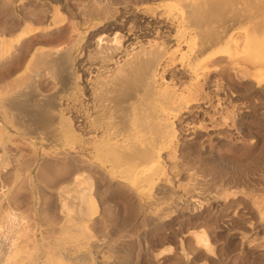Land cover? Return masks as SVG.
<instances>
[{
	"label": "bare ground",
	"instance_id": "bare-ground-1",
	"mask_svg": "<svg viewBox=\"0 0 264 264\" xmlns=\"http://www.w3.org/2000/svg\"><path fill=\"white\" fill-rule=\"evenodd\" d=\"M84 6L89 21L71 41L26 50L21 71L0 75V264L124 262L132 253L112 246L135 251L136 222L163 221L167 198L188 210L217 203L260 234L233 236L264 264V0ZM221 94L243 99L230 115L256 130V175L218 178L191 146L232 120ZM230 158L242 171L246 159ZM205 232L196 243L211 253Z\"/></svg>",
	"mask_w": 264,
	"mask_h": 264
},
{
	"label": "rangeland",
	"instance_id": "rangeland-1",
	"mask_svg": "<svg viewBox=\"0 0 264 264\" xmlns=\"http://www.w3.org/2000/svg\"><path fill=\"white\" fill-rule=\"evenodd\" d=\"M60 1L66 4L64 6L54 5L53 7V5L48 4L50 2L47 1H45L44 4H41L39 0H0V27H1L0 50L3 51L2 55H0V73H1L0 75H4V73H6L5 71H7L8 68H10V66L11 68L14 67V65L18 66V68L15 69H19V71H21L20 68L23 67L24 65L23 62H26L28 55L32 51H34V49L43 48L45 50V48L49 49L51 47L57 48L58 46L59 47L64 46V44H67L69 41H71V37L73 35L72 33L75 34L77 29L79 30L84 28L85 25L83 26L82 24V22L84 21L83 19H87L88 17L85 16L87 18L85 17L83 18L82 15L80 16L81 14V13L79 14L80 9L81 10L83 9L84 4L86 5V7L84 6V9L88 8L89 6L87 5H89V2L91 4L94 2V0H60ZM77 6L79 10L76 9ZM46 13H48L49 16L45 17L44 14ZM78 14L79 17L77 16ZM76 18H80V19H76ZM81 18H83L82 22H81ZM88 21L84 23L87 24ZM80 24H82L81 27ZM26 50L29 52L27 57L25 53L27 52ZM23 53L25 56L23 55ZM17 63L20 65H18ZM46 88L48 87L46 86ZM221 96L223 98L222 100L226 102L225 105L227 104L226 105L227 110L229 109L228 111L230 112V113L227 112V115L231 114V110H233L232 107L235 105V103L239 104L238 100H240V102L243 101V99L241 98L239 99L238 97L239 95L236 98H231V97L227 98L224 97L222 94ZM231 116L232 115H230L229 117L230 119ZM234 118L236 120H234ZM230 119H228V121ZM232 120L228 122L226 128L223 127V129H220V131L219 129H217L219 127L216 124H215L217 126V127L215 126L216 128L210 127L203 138L205 141L203 139H202L203 141H201L203 145L202 143L199 144L198 142H194V144H192L191 146H193V149L196 150L197 157H199L200 155V159L202 158L203 160L204 158L203 161L201 160L203 165L204 162L207 165L208 164L211 165L209 166L210 168H213V172L215 173V175L217 174L220 177L221 176L229 177V175L231 176V174H234V177H239L240 175L238 176L237 175L238 173L243 175L245 173H248V175H253L254 174L253 171L256 173V170H254L253 168L256 165L254 164V162L256 163V160L258 159L257 155L259 156V153H257L258 148L256 149L257 155L253 151L256 148V146L254 145L255 136L257 135L255 132L256 130H254L255 128H253L251 123L249 124L248 122L249 120L246 119L244 120V118H239L238 120L236 117H233ZM196 143H198L199 146L202 145L201 146L202 150L199 148V146L198 148L196 147L197 145ZM252 151L254 153H252ZM202 153L203 156L201 155ZM251 153L253 154L252 158H251ZM246 156H249L248 158L250 159L248 158L246 159L245 158ZM230 157L233 159L234 157L235 158L241 157L246 159L245 164H243L244 166H242L244 168V169L242 168V171L243 170L245 171V172L243 171L244 173H242L241 167L237 168L234 167L231 163L230 164L228 163ZM252 159L254 160V162ZM247 169L252 172H247ZM181 178L184 179L185 174H183ZM24 197L27 198L25 195L22 196L20 195L18 201L19 199L21 200L20 202H18L19 204H17V207L18 205L21 206V208L24 206L23 204L25 203L23 202H26L27 200ZM113 200L115 202L113 203L114 209L116 210L115 212H117L118 216L123 215L124 213L120 209L121 207L119 205V201H120L119 198L116 199L114 198ZM214 203L215 202L211 201L208 204L203 205V208L202 206H197L194 210L193 209L188 210V208H186V206L184 205L182 206L175 205L174 203L171 202L170 198L165 199L160 205L157 206L158 208L156 207L158 211L159 206H162L163 204V207H165L167 205L166 206L167 208L165 207L163 208V210H161L162 211L161 213L164 212V214H162L163 221L157 220L156 222L154 221L152 223H147L149 226L148 225L146 226V223H144V221H137L136 223L138 222L140 223L135 224V227L132 229L133 230L132 232L135 233L137 232L139 233L138 235L140 236L139 237L136 233L138 237L137 240L133 242L134 244L133 248L135 250L133 252L135 253L132 252L133 250L131 248L132 243L129 244L131 247L128 245H125V247L124 245H115L112 246L111 248L112 250H115L116 246H118L117 251L119 252V254L127 253L129 255L128 252H130V254L132 253L131 254L132 257L131 255H129V258L123 260L124 262L120 261L121 259H119L120 263L119 262L117 263V261L115 262L113 259V262L110 261L109 264H122V263L123 264H186V262L187 264H249V263L255 264V261H257L256 262L257 264H261V263L263 264V262H260V260L262 261V259L258 258L259 256L252 255L250 253V250L249 249L247 250V248L249 247L245 244V242L244 244H242L243 243L242 240L240 241V239L237 236L235 235L233 236V233L235 234L236 231H239L247 235L248 238L255 240L257 237H259L258 235L260 234L253 233L254 236L255 234L257 235L256 237H253L251 234L252 232L248 229V227L246 228L244 224H242V227H239L241 222L240 220H238L236 217H232L231 218L232 220H230V217L226 214V212H223L225 211V209L222 211V208H220V206H218L217 203L216 204ZM173 204L177 206V208L174 207ZM168 206L171 209L170 208L168 209ZM242 207H244L243 209L245 210H243L242 208L240 209V213L242 212L240 216L242 218L244 217L246 218L248 217L247 216L248 214L244 216V213L245 214L248 213L246 211L247 209L245 208L246 206H242ZM155 209L153 210L154 213L157 212ZM164 209L166 211V214ZM220 211L222 212V215ZM225 214L228 217H226ZM236 219L237 221H235ZM244 229L245 230L247 229V231H245ZM201 231L204 232L206 231L205 235L207 239L209 238L208 243L210 248L212 249L211 253L205 251V249L198 246L196 243L195 234H198V232ZM230 235L232 236L230 237ZM192 248L193 249L196 248V249L193 251ZM119 249L121 250V252L124 253H120ZM182 253L188 257L189 261L188 259L187 261H184V259L183 260L181 259L180 261V258H182L181 257ZM250 256H252L253 258Z\"/></svg>",
	"mask_w": 264,
	"mask_h": 264
}]
</instances>
